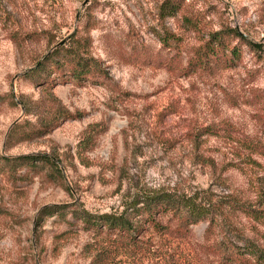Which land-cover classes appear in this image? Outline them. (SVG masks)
Instances as JSON below:
<instances>
[{"label": "rangeland", "instance_id": "rangeland-1", "mask_svg": "<svg viewBox=\"0 0 264 264\" xmlns=\"http://www.w3.org/2000/svg\"><path fill=\"white\" fill-rule=\"evenodd\" d=\"M206 49L220 60L196 66ZM55 50L97 61L106 77L57 79L43 93L28 77ZM51 95L80 119L44 130ZM21 156L53 166L0 167V264H94L98 239L73 212L126 214L145 194L192 198L217 227L151 230L107 264L264 251V225L231 204L264 206V0H0V161Z\"/></svg>", "mask_w": 264, "mask_h": 264}, {"label": "trees", "instance_id": "trees-1", "mask_svg": "<svg viewBox=\"0 0 264 264\" xmlns=\"http://www.w3.org/2000/svg\"><path fill=\"white\" fill-rule=\"evenodd\" d=\"M168 9L176 10L175 4L171 3L168 5ZM218 43L222 44V39H219ZM248 45L251 49H256L255 45L250 43ZM206 50L203 56L195 61L196 66H211L209 63L213 61V57L220 60V55L216 50ZM207 52H210V58L208 59L204 58ZM231 52L233 58L229 62L234 63L236 50L233 49ZM221 53L224 56L225 51H221ZM53 71L56 73V76L54 79H51L52 73H54ZM93 77H106L105 72L100 68L97 61L82 58L79 55L63 53V50H55L52 54L45 57L43 61L38 63V67L31 71L28 79L38 87H46L43 93L47 94V89H51L57 79L67 78L76 82H85L87 79ZM46 102L48 106L46 105L45 107H49L48 113L50 114V118L43 121L47 122L42 125L44 130L49 127L50 123L58 121L57 117L66 120L80 119V116L71 115L68 111L61 110L59 106L56 107V100L53 95L49 96ZM88 132L93 133L94 131L88 129ZM36 134V131L32 132V135ZM36 162L53 164L46 156H21L17 158H3L0 161V167H6L12 172H15L21 167H31ZM231 204L234 209L264 225V206L259 209L248 203L232 202ZM61 209L47 208L45 211L48 214L60 213L64 215L65 212L61 211ZM131 209L132 212L121 215H94L86 210L73 212L76 220L80 221L98 239V246L96 248L97 256L94 264H105L112 255H119L116 252L124 248L132 250L133 248L140 247L135 243L137 236L148 239L147 232L150 233L151 230L159 235L171 232L178 238H182L189 234L190 227L204 222H210L212 227H217L214 216L215 210L198 203L192 198L169 194H158L154 196L145 194L133 202ZM162 217H168L170 226L169 224L164 225L161 222L160 219ZM171 224L175 227L174 229L171 228ZM209 232L211 230L207 231L208 236ZM143 242H146L144 244V253L146 252L148 255L150 253L148 247L150 243L148 241ZM102 243H104L103 246L100 245ZM219 249L220 264H264V251L256 247L253 243H247L245 248L235 249L228 245L219 247Z\"/></svg>", "mask_w": 264, "mask_h": 264}]
</instances>
